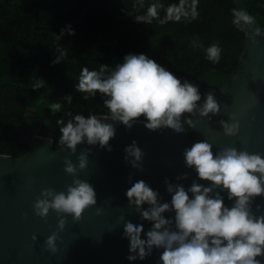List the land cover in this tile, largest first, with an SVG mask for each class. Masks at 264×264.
<instances>
[{
  "label": "clouds",
  "instance_id": "9594fccd",
  "mask_svg": "<svg viewBox=\"0 0 264 264\" xmlns=\"http://www.w3.org/2000/svg\"><path fill=\"white\" fill-rule=\"evenodd\" d=\"M232 14V23L238 28L254 23V17L242 9H233ZM65 31L74 35L68 26L61 30L60 37ZM254 35L264 33L257 27ZM205 51L209 61L219 62L221 49L218 44ZM58 62V59L54 61ZM103 72L104 68L99 72L83 68L76 90L93 96L98 92L107 97L104 105L109 110L110 120L122 123L127 129L143 117L148 130L170 128L181 133L185 122L181 118L185 113L195 117L186 120L194 128L203 118L211 120L220 111L214 91L208 92L202 100L198 85L187 80L181 82L146 54H128L107 77ZM88 98V95L83 96L84 100ZM66 99L71 102L72 97L67 95ZM230 119L232 123L224 120L219 123L225 135L235 136L239 121L235 114H231ZM108 120L95 115H75L66 124L58 120L57 124L62 125L59 143L71 154H75L77 146L85 142L110 152L112 146L109 142L115 137L116 128L105 122ZM90 152V147L84 149L77 157L78 165L65 158L64 170L74 177L66 192L57 193L47 188L34 201L36 216L46 220L50 210L57 214L60 231L66 225L64 214L72 216L76 222L81 220L86 209L97 204L93 186L75 178L78 171L86 169ZM124 152L126 164L142 172L145 153L137 142L133 140ZM183 157L186 167L194 169L198 179L209 184L205 186L193 180L191 186L185 188L183 184H174L165 178L170 202H162L159 191L144 180L133 182L135 173H129L128 204L135 207L141 220L151 222L152 227L145 232L142 224H133L123 215L119 217L124 225L123 236L129 240L127 259L142 261L152 254L154 248H162L158 264H261L257 257L264 256V215L257 217L251 206L255 197L264 196V157L233 147H221L214 153L213 145L206 140L185 148ZM186 179L187 173L176 177L177 181ZM222 192L227 193L228 200L234 201L231 207L225 206ZM144 205L148 207L145 209ZM102 212V208L96 209V215ZM165 213H174V216L165 218ZM142 233L146 239L141 238ZM32 239L35 241L37 237L33 235ZM56 240V232L46 240V247L53 253L57 251Z\"/></svg>",
  "mask_w": 264,
  "mask_h": 264
},
{
  "label": "trees",
  "instance_id": "16d2710c",
  "mask_svg": "<svg viewBox=\"0 0 264 264\" xmlns=\"http://www.w3.org/2000/svg\"><path fill=\"white\" fill-rule=\"evenodd\" d=\"M90 2L0 0V155H24L34 135L52 138L57 148L58 120L110 116L107 97L76 90L85 67L104 68L107 77L126 55L146 54L198 85L202 100L208 86L231 85L240 73L248 28L232 23V0H95L77 23ZM243 2L264 33V0ZM68 26L74 35L60 37ZM213 44L221 49L218 63L206 58ZM188 118L181 119L194 140Z\"/></svg>",
  "mask_w": 264,
  "mask_h": 264
},
{
  "label": "water",
  "instance_id": "95a60500",
  "mask_svg": "<svg viewBox=\"0 0 264 264\" xmlns=\"http://www.w3.org/2000/svg\"><path fill=\"white\" fill-rule=\"evenodd\" d=\"M94 1L86 6L77 23L83 20ZM232 2L236 9L251 16L243 0ZM257 27L255 21L247 26L246 57L241 59L242 68L231 85L205 89L204 96L214 91L220 111L211 120L205 117L194 128L191 125L194 140L190 139L186 129L181 133L170 128L151 131L143 121L127 129L122 123L111 121L110 116L95 115L108 118L105 122L116 128V135L109 142L112 146L110 152L85 142L77 146L75 154H71L61 144L56 148L52 138L35 135L29 140L24 155H0V264H158L162 248H154L152 254L142 261L127 259L129 240L123 236L124 225L119 217L123 215L133 224H142L145 232L152 227L151 222L141 220L135 207L128 204L129 173H135L133 182L144 180L159 191L162 202H170L165 178L174 184H183L185 188L190 187L193 180L205 186L209 184L199 180L195 170L185 165L183 152L195 142L206 140L213 145L214 153L221 147H233L264 157V35H254ZM231 114L236 115L240 125L235 136L225 135L219 123L221 120L232 123ZM133 140L145 153L142 172L126 164L124 159V149ZM88 147L91 152L87 167L78 171L75 178L93 186L97 204L86 209L81 220L76 222L72 216L64 214L66 225L60 231L57 214L50 210L45 220L34 214L33 204L44 189L66 192L74 177L65 172L64 160L71 159L78 165L77 157ZM184 173L188 179L177 181L176 177ZM221 194L225 206L231 207L234 201L228 200L226 192ZM257 205H260L259 209ZM143 207L146 209L148 205ZM251 207L257 217L264 215V196L255 197ZM97 208L103 209L101 215H96ZM164 215L170 218L174 213ZM54 232L57 233L55 253L46 247L47 238ZM33 235L37 237L35 241ZM141 238L146 239V236L142 233ZM257 259L264 264V256Z\"/></svg>",
  "mask_w": 264,
  "mask_h": 264
},
{
  "label": "rangeland",
  "instance_id": "374dc122",
  "mask_svg": "<svg viewBox=\"0 0 264 264\" xmlns=\"http://www.w3.org/2000/svg\"><path fill=\"white\" fill-rule=\"evenodd\" d=\"M35 136V135H34ZM33 137V136H32Z\"/></svg>",
  "mask_w": 264,
  "mask_h": 264
}]
</instances>
